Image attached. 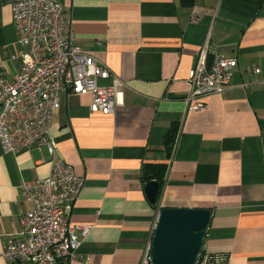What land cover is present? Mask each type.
Masks as SVG:
<instances>
[{
  "label": "crops",
  "instance_id": "crops-1",
  "mask_svg": "<svg viewBox=\"0 0 264 264\" xmlns=\"http://www.w3.org/2000/svg\"><path fill=\"white\" fill-rule=\"evenodd\" d=\"M13 0H0V62L19 71ZM74 43L124 82V105L91 113L63 94L50 137L85 178L70 213L91 226L72 264H141L162 208L213 212L201 264H264V0H61ZM237 60L229 88L190 110L201 54ZM256 69L260 72L257 73ZM46 147L5 153L0 141V264L32 209L23 181L45 179ZM162 179L150 203L147 178Z\"/></svg>",
  "mask_w": 264,
  "mask_h": 264
},
{
  "label": "built area",
  "instance_id": "built-area-1",
  "mask_svg": "<svg viewBox=\"0 0 264 264\" xmlns=\"http://www.w3.org/2000/svg\"><path fill=\"white\" fill-rule=\"evenodd\" d=\"M18 32L19 71L8 78L0 62V141L5 153L46 147L51 164L45 179L23 181L20 189L32 209L20 220L17 236L3 256L18 264H72L91 226H74L70 213L85 184L73 165L57 155L50 137L63 94L90 96L91 113L108 115L124 105L125 82L88 50L74 43L72 15L61 0H13ZM237 60L204 51L188 79L190 110L229 88ZM259 73L260 70L256 69ZM148 248L141 264H152Z\"/></svg>",
  "mask_w": 264,
  "mask_h": 264
},
{
  "label": "water",
  "instance_id": "water-1",
  "mask_svg": "<svg viewBox=\"0 0 264 264\" xmlns=\"http://www.w3.org/2000/svg\"><path fill=\"white\" fill-rule=\"evenodd\" d=\"M160 190L158 181L147 183L151 204H158ZM212 215L204 208H162L151 244L152 264H199Z\"/></svg>",
  "mask_w": 264,
  "mask_h": 264
},
{
  "label": "trees",
  "instance_id": "trees-1",
  "mask_svg": "<svg viewBox=\"0 0 264 264\" xmlns=\"http://www.w3.org/2000/svg\"><path fill=\"white\" fill-rule=\"evenodd\" d=\"M180 1H181V3H182L183 5H185V6H193L194 3H195V0H180ZM147 180H148L149 182L152 181V180H156V181H158V182L160 183V185L162 186V179L159 178L158 176H156V177H149V178H147ZM203 255H204V254H203V250H202L199 264H201V262H202Z\"/></svg>",
  "mask_w": 264,
  "mask_h": 264
}]
</instances>
